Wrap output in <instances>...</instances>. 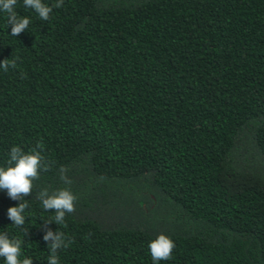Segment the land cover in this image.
<instances>
[{
  "label": "trees",
  "instance_id": "16d2710c",
  "mask_svg": "<svg viewBox=\"0 0 264 264\" xmlns=\"http://www.w3.org/2000/svg\"><path fill=\"white\" fill-rule=\"evenodd\" d=\"M15 11L31 23L12 36L0 11V62L18 58L0 68V166L41 143L50 164L22 228L7 215L21 201L0 190V232L23 240L20 258L47 264L50 228L72 239L60 264H154L161 233L175 249L160 264H264V0ZM45 188L76 196L65 225L45 223Z\"/></svg>",
  "mask_w": 264,
  "mask_h": 264
},
{
  "label": "clouds",
  "instance_id": "9594fccd",
  "mask_svg": "<svg viewBox=\"0 0 264 264\" xmlns=\"http://www.w3.org/2000/svg\"><path fill=\"white\" fill-rule=\"evenodd\" d=\"M64 0H56L53 6H48L43 0H23V6L34 10L39 19L48 21L53 7H62ZM18 0H0V11L7 14L8 25H11V35L18 36L29 28L31 20L28 16H19L15 11ZM18 59V58H17ZM17 59H4L0 62V68L5 72L9 68L17 66ZM21 78H26V73H21ZM42 148V143L37 148L25 152L20 146H13L10 150V160L8 166H0V190H6L7 195L12 200L21 201L17 206L8 208L7 215L17 227L25 225V210L28 204L25 197L31 195L34 188V181L40 177V171H47L50 164L45 162L44 157L38 150ZM67 168L61 166L60 179L65 184H71V180L66 175ZM36 198L40 200L45 211L54 210L55 215L52 219L45 221L50 224L55 221L59 225H65V216L75 211L76 196L67 188L57 189L51 194L47 188L39 191ZM28 231V230H27ZM27 234V233H26ZM44 241L48 242L50 255L47 264H60L57 252L61 248L66 249L72 243L71 238H66L62 231H53L48 228L43 236ZM23 240L19 238L10 239L6 232H0V257L5 264H33L31 257L21 259V247ZM148 249L154 264H160L162 260L172 259L175 249V242L168 235L161 233L148 243Z\"/></svg>",
  "mask_w": 264,
  "mask_h": 264
}]
</instances>
